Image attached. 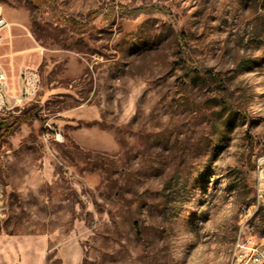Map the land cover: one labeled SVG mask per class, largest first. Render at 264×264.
<instances>
[{
  "label": "rangeland",
  "instance_id": "1",
  "mask_svg": "<svg viewBox=\"0 0 264 264\" xmlns=\"http://www.w3.org/2000/svg\"><path fill=\"white\" fill-rule=\"evenodd\" d=\"M0 20V120H26L0 136V264H230L264 164V0H0Z\"/></svg>",
  "mask_w": 264,
  "mask_h": 264
},
{
  "label": "built area",
  "instance_id": "2",
  "mask_svg": "<svg viewBox=\"0 0 264 264\" xmlns=\"http://www.w3.org/2000/svg\"><path fill=\"white\" fill-rule=\"evenodd\" d=\"M6 26L3 20H0V44L2 40L1 30ZM20 78L23 81L19 100L28 99L35 93L39 74L32 68H24L20 72ZM10 97L8 93V75L6 70L0 64V110L7 109L6 98ZM54 138L60 141L61 135L54 134ZM264 206V164L260 162L257 173V194L256 201L253 202L244 212L237 239L234 245L233 255L230 264H264V233L258 232L250 224L252 217Z\"/></svg>",
  "mask_w": 264,
  "mask_h": 264
},
{
  "label": "crops",
  "instance_id": "3",
  "mask_svg": "<svg viewBox=\"0 0 264 264\" xmlns=\"http://www.w3.org/2000/svg\"><path fill=\"white\" fill-rule=\"evenodd\" d=\"M1 36H2V35H1ZM7 75H8V74H7ZM16 82H17V84L22 88V86H23V81H22V79L20 78V76H19V78L17 79ZM21 88H20V90H21ZM14 90H17V88L12 89V88L10 87V85H9V76H8V93H9V96H10V97H7V98H6V104H7L8 109H12V108H14V107L17 106L16 102H14V98H18V95L14 92ZM20 94H21V92H20Z\"/></svg>",
  "mask_w": 264,
  "mask_h": 264
},
{
  "label": "trees",
  "instance_id": "4",
  "mask_svg": "<svg viewBox=\"0 0 264 264\" xmlns=\"http://www.w3.org/2000/svg\"><path fill=\"white\" fill-rule=\"evenodd\" d=\"M51 1H53V0H51ZM11 119H12L13 122L8 127L4 126L5 121L1 120L2 123H1V128H0V136H2V137L5 136L6 133H9L14 127L20 126V125H22L23 123L26 122V120L24 118H21V117H14V118H11Z\"/></svg>",
  "mask_w": 264,
  "mask_h": 264
},
{
  "label": "bare ground",
  "instance_id": "5",
  "mask_svg": "<svg viewBox=\"0 0 264 264\" xmlns=\"http://www.w3.org/2000/svg\"><path fill=\"white\" fill-rule=\"evenodd\" d=\"M149 255V254H148ZM149 256H151L152 257V255L150 254ZM154 259V258H153ZM148 258H147V260L145 261V263L147 264V262H148ZM150 262V261H149ZM152 264V263H151Z\"/></svg>",
  "mask_w": 264,
  "mask_h": 264
},
{
  "label": "water",
  "instance_id": "6",
  "mask_svg": "<svg viewBox=\"0 0 264 264\" xmlns=\"http://www.w3.org/2000/svg\"><path fill=\"white\" fill-rule=\"evenodd\" d=\"M1 123H2V121L0 120V128H1Z\"/></svg>",
  "mask_w": 264,
  "mask_h": 264
}]
</instances>
